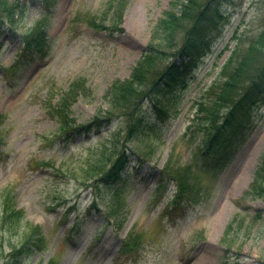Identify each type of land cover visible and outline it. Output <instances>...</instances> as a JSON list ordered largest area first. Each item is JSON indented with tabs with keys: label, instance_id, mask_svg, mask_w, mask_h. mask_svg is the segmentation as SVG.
<instances>
[{
	"label": "rangeland",
	"instance_id": "obj_1",
	"mask_svg": "<svg viewBox=\"0 0 264 264\" xmlns=\"http://www.w3.org/2000/svg\"><path fill=\"white\" fill-rule=\"evenodd\" d=\"M7 1L26 5L17 34L6 30L1 37L0 209L4 196L11 195L24 219L39 225L45 238L44 247L24 264H264V198L250 192L264 149V93L252 106L239 109L238 116L249 113L251 130L227 151L229 159L215 176L190 175L194 191L178 203L174 182L155 189L164 167L188 163L200 147L188 129L197 109L194 101L230 55L236 42L232 35L238 33L244 46L263 28L264 0L224 1L218 8L221 16L200 25L197 39L209 40L211 48L183 75L187 83L177 101H167L171 94L156 95L168 119L146 145L148 160L139 163L132 153L117 183L105 190L99 211L91 212L90 189L73 174L90 156L107 166L109 133L123 124L113 117L98 129L59 133L46 106L76 85L79 94L69 119L86 125L103 112L108 105L104 94L115 79L129 77L171 0H54L46 8L42 0ZM43 9L49 13L42 14ZM44 17L48 55L10 71L22 48L18 33ZM167 56L159 64L173 60ZM142 109L146 129L158 107L144 100ZM137 146L130 141V149L139 151ZM114 188L120 191L122 208L107 219L104 212ZM8 236L0 229V264L9 251ZM125 239L136 242L134 254L118 251Z\"/></svg>",
	"mask_w": 264,
	"mask_h": 264
},
{
	"label": "trees",
	"instance_id": "obj_2",
	"mask_svg": "<svg viewBox=\"0 0 264 264\" xmlns=\"http://www.w3.org/2000/svg\"><path fill=\"white\" fill-rule=\"evenodd\" d=\"M53 1L42 0V5L46 8V4H52ZM224 1L227 0H171L153 27L149 42L129 77L113 81L104 94V99L108 103L106 109L103 112L98 111L88 124L77 125L68 116L72 110L71 103L77 100L79 94L80 88L76 85L70 86L56 104L46 106L47 113L58 122L59 133H67L72 129L89 131L93 126L98 129L113 117H119L118 124H123L121 128L117 130L114 128L109 133L112 138V152L109 154L107 166L103 167L101 161H95L94 157L90 156L79 173L73 174L74 179H81L79 183L81 186L90 189L89 212L98 209L104 194H107L105 190H111L117 183L132 153L138 157L139 163L148 160L151 151L147 150L146 145L155 133L162 132V124L168 119L167 110L164 107L160 108L161 103L156 95L171 94L167 101H177L176 96L187 83L182 78L183 75L190 71L196 59L205 50L211 48L209 40L197 39L200 25L206 20L220 17L218 8ZM25 5L0 0V48L3 45L2 33L10 30L11 34H17L16 28L17 25L20 26L24 16ZM48 11L49 9H43L42 14L49 13ZM44 20L45 17L36 22L30 30L23 34L18 33L22 48L19 60L10 64V71L28 57L48 55L50 47L42 24ZM87 23L99 28L97 24L88 21ZM232 37L236 42L230 55L220 66L209 87L194 101L197 109L188 129L193 130L200 147L188 163L164 167L155 189L174 182L177 198L185 194L189 196L191 191H194V185L188 183V177L191 175L194 179L198 173L216 175L229 159L230 154L227 151L232 150L233 145L240 143L250 132L249 113L240 116L237 114L240 108H248L255 104L264 93V26L244 46H241L242 39L238 33H234ZM165 56L173 60L170 63L159 64ZM7 70L6 68L5 71ZM144 100H149L153 104V109L158 107L157 111L153 110L157 118L146 129L143 126ZM194 120L197 121L196 124ZM198 136H202L201 139ZM130 141L136 142L139 151L133 147L130 149ZM250 192L264 198V149L254 170ZM120 199L119 189L114 188L104 212L107 219L117 217V209L122 208ZM0 229L9 235V251L3 259V264H24L27 257L44 247L45 238L41 227L25 220L24 211L16 208L14 198L8 194L4 196L0 209ZM11 236H16L18 240L10 242ZM135 249L134 240L123 241L122 250L135 252ZM48 264L56 263L50 260Z\"/></svg>",
	"mask_w": 264,
	"mask_h": 264
}]
</instances>
